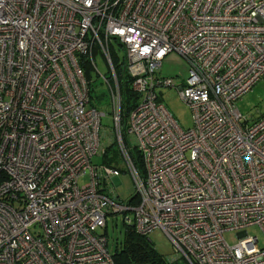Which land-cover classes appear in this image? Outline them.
<instances>
[{
    "label": "built area",
    "instance_id": "built-area-1",
    "mask_svg": "<svg viewBox=\"0 0 264 264\" xmlns=\"http://www.w3.org/2000/svg\"><path fill=\"white\" fill-rule=\"evenodd\" d=\"M114 42L138 96L125 119ZM170 52L189 66L184 85L158 74ZM93 71L137 203L110 197L116 164L91 163L107 146ZM261 79L264 0H0V264H114L100 231L114 214L143 236L163 231L186 264H264L247 234L264 233V115L249 122L236 104ZM165 87L190 108L191 128L158 99Z\"/></svg>",
    "mask_w": 264,
    "mask_h": 264
},
{
    "label": "rangeland",
    "instance_id": "rangeland-1",
    "mask_svg": "<svg viewBox=\"0 0 264 264\" xmlns=\"http://www.w3.org/2000/svg\"><path fill=\"white\" fill-rule=\"evenodd\" d=\"M115 44V43H114ZM115 56L119 59V61L123 58L122 49L115 44ZM94 62L96 64V69L100 71V73L105 77L111 78V70L109 69V65L106 63V60L102 56L99 51H95ZM187 62L175 52L167 53V55L163 58L161 62V66L158 70V74L164 77H172L177 86L184 85V81L186 80V76H188ZM92 85H91V103L97 104L96 97H99L100 109L105 114L101 119V139L103 145L111 144L114 141L113 134V118L112 117V109L109 107V91L108 87L105 83L104 78L99 76L96 71H93L91 74ZM252 88L247 91L240 99L237 101V107L239 112L247 117L249 122H252L258 118H261L264 115V79L256 82ZM175 87H165L161 89H157L158 99L163 103L166 108L169 110L171 115L178 122V126L182 129L186 130L191 128L193 125V115L191 114L190 108L182 102L178 90ZM94 104V105H96ZM92 165L100 166L103 163V160L100 155H96L91 160ZM118 169L120 170L119 179L121 181L120 184H115L111 181L110 183V197H114L115 194L118 196V200L125 202L130 200L132 196L135 195L136 190L134 189V182L130 177V173L128 172L126 166H124V162L119 159L118 164H116ZM87 176L80 178V182H85ZM115 200H117L115 198ZM106 227L101 229L100 231L105 233L107 240V252L114 254L116 249L121 248L123 243V238L125 236V227L123 223V216L121 214L108 215L106 217ZM258 226H250L247 228V234L250 236H257L258 238V246L264 247V233ZM224 238L229 245H233L238 242V236L235 231H227L224 234ZM152 243L154 250H157L162 256L166 259H179L180 254L177 252L172 246L170 240L163 231L157 229L154 230L146 237Z\"/></svg>",
    "mask_w": 264,
    "mask_h": 264
},
{
    "label": "trees",
    "instance_id": "trees-1",
    "mask_svg": "<svg viewBox=\"0 0 264 264\" xmlns=\"http://www.w3.org/2000/svg\"><path fill=\"white\" fill-rule=\"evenodd\" d=\"M116 44V42H114ZM114 43H111V57L112 63L114 65L113 69L115 70L117 81L120 86L121 93V107H122V119H125V116L128 112L136 105L138 101V96L136 93L132 92L131 89V80L125 72V69L122 67V62L120 64L119 59L115 56L116 46ZM118 45V44H117ZM119 46V45H118ZM122 61V60H121ZM81 65L85 72L86 77L90 75V66L88 60L86 58L81 57ZM92 98V96H91ZM97 104L99 108L100 102L99 97H96ZM100 104V105H99ZM110 107V106H109ZM111 108V107H110ZM118 150L116 148V142H112L106 146V152L102 157L103 163L108 165L117 164L119 161V154H117ZM134 161L140 166V159L136 150L130 152ZM137 197L134 195L130 198L129 202L137 203ZM124 223V222H123ZM125 227V236L122 243V246L119 249H116L113 256L114 264H186L185 261L179 259L171 260L166 259L157 250H154L152 243L149 241L147 236H143L137 233L133 228L129 227V225L124 223Z\"/></svg>",
    "mask_w": 264,
    "mask_h": 264
}]
</instances>
